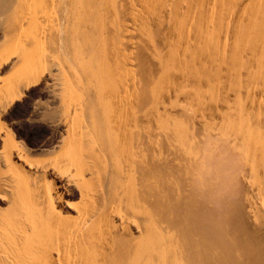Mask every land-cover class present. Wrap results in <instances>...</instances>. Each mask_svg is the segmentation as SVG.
Wrapping results in <instances>:
<instances>
[{
    "label": "bare ground",
    "instance_id": "1",
    "mask_svg": "<svg viewBox=\"0 0 264 264\" xmlns=\"http://www.w3.org/2000/svg\"><path fill=\"white\" fill-rule=\"evenodd\" d=\"M153 2L0 0V18L11 11L12 23L3 35L6 42L24 44L14 62L22 68L16 66L17 71L20 69L16 78L0 90V109L12 106L23 96L22 88L33 87L41 80L42 65L46 64L45 48L37 50L32 48V44L44 36L48 46L46 51L57 46L65 51L59 50L65 58L58 66V72L64 76L60 99L65 112L63 124L60 122L65 131L56 141L60 154L56 151L57 157L53 155L54 159L51 157L52 160L38 165L36 162L39 161L33 163L19 146H14V149L4 147L0 151V163L5 168L0 170V201H5V192L10 191L6 198L7 201L10 199L6 202L10 207H0V264L219 262L212 260L208 250L209 238H212L209 229L204 238L191 235L198 224L204 226L206 222L191 208L194 195L175 193L169 187L171 177L174 179L183 174L179 170L181 164L175 158L182 148L169 141L167 145L161 141L150 143L152 128L144 108L145 95L149 91L146 85L140 86L136 82L135 60L137 32L157 51L158 46L152 35L149 36L152 34L151 22L158 19L165 28L164 21L168 20V13L165 20L158 14L160 11L156 13V2L154 5ZM247 4L237 9L235 5H229L224 12H213L212 9L208 22L199 21L195 28L201 43L202 39L204 41L199 53L203 58L211 59L206 60L207 64L220 61L216 69L228 73L229 92L240 102L236 108L240 116L234 113L238 122L233 120L237 124L241 117L247 122L244 136L248 143L251 139V144L244 143L243 154L248 163L253 149L260 146L262 149H256L260 151L264 147L261 140L253 135L264 124V0H251ZM176 16L174 20H177ZM184 19L180 17L177 22L179 27L176 28L180 32L188 27L189 22ZM231 27L233 39L230 44ZM195 42L198 44V39ZM188 45L186 42L181 52L183 50L185 54L191 49L189 46H195ZM226 46H230V52ZM167 55V61L164 57L158 59L162 70L159 86L165 91V83L169 80L166 78L181 69V63H176L181 59H175V53L170 59ZM0 56L1 63L6 56ZM220 80L209 88H222L224 84ZM182 110L192 113L186 106ZM251 121L256 124L250 125ZM178 125L182 131L187 130L182 123ZM234 135L232 137H238ZM7 136L13 138L9 131ZM4 138L0 137V141L6 146ZM195 163L189 160L184 168L193 167ZM55 181L61 191L53 195ZM62 194L76 200V203L63 202L68 210L65 212L54 206V198L60 199ZM21 209L26 210L24 214Z\"/></svg>",
    "mask_w": 264,
    "mask_h": 264
},
{
    "label": "rangeland",
    "instance_id": "2",
    "mask_svg": "<svg viewBox=\"0 0 264 264\" xmlns=\"http://www.w3.org/2000/svg\"><path fill=\"white\" fill-rule=\"evenodd\" d=\"M160 1L164 4L159 3L157 0H154L156 2L155 5L154 2L152 4L156 9V13L160 11L158 14L162 15L164 20L168 16V20L164 21L167 25L165 23V28H163L160 20L156 19V21L151 22L150 33L152 34L149 35H152V38L158 46V50H154L150 42L141 39L139 32H137L138 39H136L138 43L135 60V68L138 73L136 82H139L140 86L142 84L146 85L149 91V94L145 95L146 104L144 108L146 117L152 128L149 138L150 143L153 145V143L161 141L167 145L169 141L171 144L178 143L182 148L175 158L176 162L181 164L179 170L183 174L179 175V178L175 177L172 179L171 177L169 187L175 193L194 195V204L191 208L201 220L206 222L204 226L198 224L191 235L192 237L201 239L204 238V233L206 236L209 229L210 232L208 233L212 235V238H209L211 243L209 242L208 244L212 246L210 247L208 245L210 248L208 250L212 254V260L214 262L219 261L216 264H264V147L261 150L262 148L258 146L257 148H261L260 151H257L255 147L252 151L253 156L250 157V161L248 163L245 161L243 146L244 143L245 145H250L251 139L249 143L248 140H245L244 135L247 132L245 118L242 120L240 117L243 121L241 125H243L244 129L240 125L241 120L237 123L238 125L235 123L238 122L237 115L239 114L236 112V108L240 102L229 92V87L231 86L229 84V78L227 77L228 73H223V71L219 72L216 69L220 65V61L216 60L207 64L211 59L203 58L199 53V47L202 44L204 47V41L202 39L201 43V39H199L195 28L199 21L208 22L212 15V9H214L213 12H222L229 5H235L237 9L242 4L249 5L247 3L251 0H243L242 2L241 0H235V2L234 0H225L226 3L223 2L224 0H166L169 4L165 0ZM172 7L174 8L172 9ZM176 8H181L182 12ZM163 10L165 13H163ZM10 13L11 11H8L0 18V55L3 54L6 56L0 63V90L6 84L13 82L18 71L22 68L19 65L20 69L17 71V67L19 68V66L18 64H14V62L16 61V56L21 52L20 49L24 47V44L19 43L20 46L18 49L19 44H10L6 42L3 36L4 30L12 23ZM174 16H176L177 20L173 19L175 18ZM177 17L179 19L180 17L181 19L187 17L184 20L187 19L186 22H189L187 24L188 27H185L187 29L182 32H180L179 28H176L177 26L179 27L177 24L179 19ZM234 24H236V20ZM231 30L232 27L230 28L228 36L230 44L233 39V34H230L232 32ZM184 31L187 32L188 36L187 34H183ZM196 36L197 38H195ZM45 39L42 36L41 41L32 45L30 43L34 49L40 48L41 50V48H45L46 64H44L46 66L42 65L43 74L40 82L33 87L22 88L23 96L18 101L9 108H5L6 110L3 108L0 109V137L4 138L5 135L7 136L8 131L13 135L12 139L9 136H7L8 138H4L7 140L6 146L0 141V151L4 147L6 149H12L11 147H13L14 149V146H19L25 156L33 160V163L39 161L36 162L38 165H41V162L44 164L47 160H52L51 157L53 155L57 157L55 155L60 154L56 141L60 140L59 134L62 135L65 131L64 125H61L65 112L63 110L64 105L60 99V94H62L63 90L61 82L64 76L58 72V66L65 58L62 52L64 53L65 51H62L58 46L56 48L51 47V49L49 47V52L46 51V47L48 46L45 44ZM197 39L198 44L196 46L193 42L197 41ZM183 42L185 45L187 42V45L195 46L192 48V46L188 45L191 49L184 54L183 50L181 52V49L185 46ZM178 47H180L179 51H177ZM195 47H197L196 50ZM226 49L230 52V46L228 48L226 46ZM171 51L173 52L171 53ZM189 52L193 54L191 56L194 58H190L193 59V63L190 62L189 57L191 56ZM48 53L49 55L47 56ZM174 53L175 59L178 58L177 60L181 59L184 61L183 63L181 60L176 61V63H179L177 65H180V63L183 65L186 61L184 65L189 69V72L186 71L184 65L183 67L180 65L179 67L181 69L177 70L176 74H172L173 76L170 75L171 77L166 78L167 80L169 79L165 83L166 91L161 90L159 80L162 75V70L158 59L164 57L167 61L168 58L166 59V55L168 54L167 57L170 59ZM200 56L203 58V61ZM195 57H198V59ZM206 60L208 61L206 62ZM205 62L207 65L203 64ZM198 64L203 66H201L202 69H200ZM196 67L197 69L194 70ZM211 68L213 69L211 70ZM202 72H205V74ZM199 75L200 77H198ZM197 78L200 79L197 80ZM219 80L224 84L223 87L218 88V90L210 89L212 88L211 85L217 84ZM206 82L210 83L208 84ZM241 102L245 103L244 100ZM244 103L241 104L244 105ZM184 106L191 109L193 114H187L186 111H183ZM65 108L67 109L66 106ZM227 108H230L231 111ZM34 110L40 113H35ZM230 121L234 122V125ZM33 122H37V124ZM177 122L179 124L182 123L187 130L183 129L185 131H182L179 129L178 127L180 125ZM254 123L256 124V122L251 121L249 124L254 126ZM261 126V130L254 131L253 135L255 138L261 140L263 143L262 146H264V124ZM233 134H235L234 136L237 134L238 137H232ZM7 144H9L8 147ZM252 146L254 147L255 143ZM56 151L59 152L57 153ZM189 160H194L196 163L193 167L184 168V165ZM1 164L0 166L3 167ZM18 165L24 166L22 163ZM2 167H0V170L4 171L5 168L3 167L2 169ZM23 169L28 170L26 166ZM60 191L55 181L53 195ZM7 192H5L7 194V197L4 199L5 201H0V207L2 209H5L7 205V209L10 207L9 204H6V202L8 203L10 201V199L8 201L6 199L10 194V191ZM54 200L56 202L54 206L63 212L67 210L63 206L64 201H75L74 203H76V200L63 194L60 199L54 198ZM22 206L24 207L23 204ZM20 211L24 214L23 211L26 210L23 209L22 211L21 209Z\"/></svg>",
    "mask_w": 264,
    "mask_h": 264
}]
</instances>
